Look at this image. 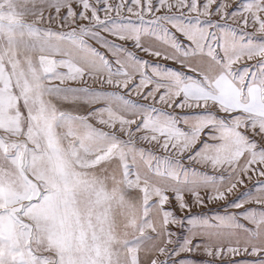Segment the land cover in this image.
Wrapping results in <instances>:
<instances>
[{
  "label": "snow or ice",
  "instance_id": "obj_1",
  "mask_svg": "<svg viewBox=\"0 0 264 264\" xmlns=\"http://www.w3.org/2000/svg\"><path fill=\"white\" fill-rule=\"evenodd\" d=\"M0 264H264V0H0Z\"/></svg>",
  "mask_w": 264,
  "mask_h": 264
}]
</instances>
